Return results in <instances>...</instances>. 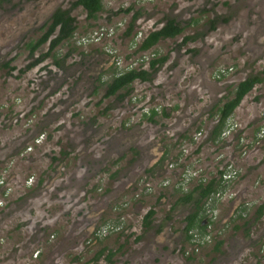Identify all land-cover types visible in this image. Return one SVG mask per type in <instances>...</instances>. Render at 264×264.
<instances>
[{
	"label": "clouds",
	"instance_id": "obj_1",
	"mask_svg": "<svg viewBox=\"0 0 264 264\" xmlns=\"http://www.w3.org/2000/svg\"><path fill=\"white\" fill-rule=\"evenodd\" d=\"M0 264H264V0H0Z\"/></svg>",
	"mask_w": 264,
	"mask_h": 264
},
{
	"label": "rangeland",
	"instance_id": "obj_2",
	"mask_svg": "<svg viewBox=\"0 0 264 264\" xmlns=\"http://www.w3.org/2000/svg\"><path fill=\"white\" fill-rule=\"evenodd\" d=\"M14 8H15V5H13L11 9H5V11H12Z\"/></svg>",
	"mask_w": 264,
	"mask_h": 264
}]
</instances>
